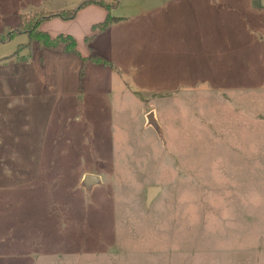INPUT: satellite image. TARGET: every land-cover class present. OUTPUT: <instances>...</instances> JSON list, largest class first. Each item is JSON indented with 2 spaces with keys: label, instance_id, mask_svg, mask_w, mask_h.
Segmentation results:
<instances>
[{
  "label": "rangeland",
  "instance_id": "obj_1",
  "mask_svg": "<svg viewBox=\"0 0 264 264\" xmlns=\"http://www.w3.org/2000/svg\"><path fill=\"white\" fill-rule=\"evenodd\" d=\"M83 1L0 0V264H264V0H120L90 43L93 11L45 22L112 64L82 75L18 15Z\"/></svg>",
  "mask_w": 264,
  "mask_h": 264
},
{
  "label": "trees",
  "instance_id": "obj_2",
  "mask_svg": "<svg viewBox=\"0 0 264 264\" xmlns=\"http://www.w3.org/2000/svg\"><path fill=\"white\" fill-rule=\"evenodd\" d=\"M119 2L120 0H111L110 2H106L105 0H84L76 10H72L71 12L53 11L41 16V18H37L35 15H23L19 16L20 22L18 27L30 28L28 39L31 42H36L40 49H56L58 47H62L65 53L77 56L82 64L81 74L83 75L85 71V65L87 64H96L104 67H112V64L104 56L96 54L94 51H92L88 57H83L77 49V42L73 36L69 34H59L56 37H52L47 32L40 30V26L54 18L72 20L76 18L77 13L81 9L90 5L100 6L106 10L107 14L102 22L92 26L93 35L87 36L85 38V42L90 43L91 40L96 39L97 32L101 34L108 30L112 24L122 20V18H118L112 14V11L117 8ZM13 37V35L0 34V43L10 41ZM19 48L20 47L18 46V49Z\"/></svg>",
  "mask_w": 264,
  "mask_h": 264
},
{
  "label": "crops",
  "instance_id": "obj_3",
  "mask_svg": "<svg viewBox=\"0 0 264 264\" xmlns=\"http://www.w3.org/2000/svg\"><path fill=\"white\" fill-rule=\"evenodd\" d=\"M161 1H164V0H154V3H153V6L151 5L150 7H151V9L153 8L154 10H157V9H159L160 7H161V5L164 3V2H161ZM171 1H174V0H171ZM171 1H169V2H171ZM85 11H93L92 13L93 14H98V19L97 20H95L92 24H91V26H90V30L88 31V33H87V35L85 36V38L87 37V36H90L91 34H93L92 33V26L93 25H95V24H97V23H100V22H102L104 19H105V17H106V14H107V12L104 10V9H102L100 6H97V5H90V6H87L86 7V9L85 10H81L77 15H78V17L79 16H81V14L82 13H84ZM116 15V14H115ZM19 16H20V14L18 15V18H19ZM116 17H118V18H122V20L121 21H128L129 19H131V18H133V17H131V16H116ZM121 21H119V22H121ZM45 23H43L41 26H40V30H42V31H44L43 29H42V26L44 25ZM45 32H47V31H45ZM48 34H49V32H47ZM59 34H64V33H57V34H55V35H51V34H49V35H51L52 37H56V36H58ZM70 35V34H69ZM71 36H73V35H71ZM74 37V36H73ZM75 38V37H74ZM85 38H84V40H85ZM76 39V38H75ZM88 56V55H87ZM215 183L214 184H216L217 183V181L215 180L214 181ZM217 185H219L218 183L215 185V186H217ZM215 186H213V188L212 189H209V191H208V194H207V196H206V199H208L207 200V208H208V211L209 212H215V209H217V208H220L221 207V204H222V207H223V201H225V206H224V208H225V213L226 212H231L232 214H233V217L236 219L237 218V216H238V221H240L241 220V216H242V213H244V211H246L247 210V206H246V197L244 196V198L242 199L243 200V202L241 203V198L243 197V196H237L236 198H234V196H236V195H238V194H243V193H245L246 192V190H244V192H242V188H240L239 186L238 187H235V190L233 189L232 191H231V189L229 190V189H226V190H228V192L227 191H225V200H223V199H221V195H222V192H220V190H218V189H216L215 188ZM238 193V194H237ZM221 194V195H220ZM232 195V196H231ZM243 195H245V194H243ZM228 196V197H227ZM241 197V198H240ZM228 200V201H227ZM235 201H238V204H237V206H235L234 205V209H233V207L231 206V204L232 203H235ZM230 203V204H229ZM241 203V204H240ZM217 204H219V205H217ZM251 204V203H250ZM232 211H235V213H233ZM211 214V213H210Z\"/></svg>",
  "mask_w": 264,
  "mask_h": 264
},
{
  "label": "water",
  "instance_id": "obj_4",
  "mask_svg": "<svg viewBox=\"0 0 264 264\" xmlns=\"http://www.w3.org/2000/svg\"><path fill=\"white\" fill-rule=\"evenodd\" d=\"M103 184L102 178L100 175L93 174V173H85L82 176L81 182H80V188L84 189L86 196H89L93 189L97 186H101ZM160 191L159 187H149L147 189L148 195H147V204H150L152 199L156 196V194Z\"/></svg>",
  "mask_w": 264,
  "mask_h": 264
}]
</instances>
